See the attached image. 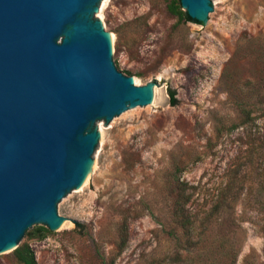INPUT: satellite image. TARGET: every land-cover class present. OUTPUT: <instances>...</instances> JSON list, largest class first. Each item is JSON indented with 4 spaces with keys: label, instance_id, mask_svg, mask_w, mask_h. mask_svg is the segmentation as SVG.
<instances>
[{
    "label": "rangeland",
    "instance_id": "374dc122",
    "mask_svg": "<svg viewBox=\"0 0 264 264\" xmlns=\"http://www.w3.org/2000/svg\"><path fill=\"white\" fill-rule=\"evenodd\" d=\"M170 1H100L115 66L153 83V98L95 122L86 179L57 203L66 218L28 240L37 264H264V0H210L201 23L178 22ZM243 108L254 119L229 132ZM177 177L191 194L188 233Z\"/></svg>",
    "mask_w": 264,
    "mask_h": 264
},
{
    "label": "water",
    "instance_id": "95a60500",
    "mask_svg": "<svg viewBox=\"0 0 264 264\" xmlns=\"http://www.w3.org/2000/svg\"><path fill=\"white\" fill-rule=\"evenodd\" d=\"M100 1L0 0V253L31 226L55 230L66 218L57 203L92 166L95 122L152 101L153 83L115 66L94 16ZM180 3L201 22L212 9Z\"/></svg>",
    "mask_w": 264,
    "mask_h": 264
},
{
    "label": "trees",
    "instance_id": "16d2710c",
    "mask_svg": "<svg viewBox=\"0 0 264 264\" xmlns=\"http://www.w3.org/2000/svg\"><path fill=\"white\" fill-rule=\"evenodd\" d=\"M168 11L172 13L173 15L177 16L178 22L180 21H190L194 23H201V21L195 20L191 18L186 10L182 9L180 0H171L170 3L167 6ZM260 64L264 66V42L262 41L260 43ZM168 95H169V102L171 105H176L178 100L175 98V90L172 88H168ZM241 116L240 120L238 122L233 123L229 128L228 131H232L234 128H237L243 124H246L250 121H252L254 118L251 115L252 111L251 109H241ZM264 170V169H263ZM262 181L264 182V175L262 178ZM176 186L179 189L177 198L175 199V205L178 209V215L182 217V220L180 222V226L182 229L185 230L186 233H188L191 230V227L188 225L191 224L188 216L185 214V206L190 200V193H186V187L187 184L184 181H180L178 177L175 180ZM229 183H226L224 186V189H229ZM222 193H220L221 195ZM79 225V223H76ZM124 225L120 228V244H119V250H122L126 243H127V230L125 223H122ZM51 233V230L48 229L44 225H36L33 226L31 229L27 230L25 232V236L27 241L20 243L14 250H13V256L14 261L13 264H37L36 257L34 254L33 249L28 243V240L30 239H36L41 240L45 237H47Z\"/></svg>",
    "mask_w": 264,
    "mask_h": 264
},
{
    "label": "bare ground",
    "instance_id": "6f19581e",
    "mask_svg": "<svg viewBox=\"0 0 264 264\" xmlns=\"http://www.w3.org/2000/svg\"><path fill=\"white\" fill-rule=\"evenodd\" d=\"M104 3H105V2H104ZM108 36H109V35H108ZM109 39H110V42H111V40H112V36H109ZM134 82L137 83V80L134 79ZM155 89H156V88H155ZM152 92H154V88H152ZM85 177H86V176H85ZM85 179H86V178H84L83 181H85ZM83 181H82V182H83ZM11 248H12V247L8 248L7 250H10Z\"/></svg>",
    "mask_w": 264,
    "mask_h": 264
}]
</instances>
